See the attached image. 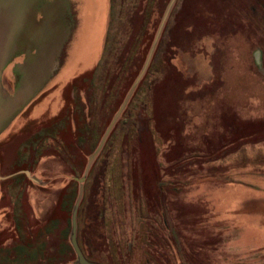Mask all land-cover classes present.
Returning <instances> with one entry per match:
<instances>
[{
  "label": "rangeland",
  "instance_id": "obj_1",
  "mask_svg": "<svg viewBox=\"0 0 264 264\" xmlns=\"http://www.w3.org/2000/svg\"><path fill=\"white\" fill-rule=\"evenodd\" d=\"M172 1H67L62 68L0 136V176L36 179H0V264H79L75 207L92 263L264 264V0Z\"/></svg>",
  "mask_w": 264,
  "mask_h": 264
},
{
  "label": "crops",
  "instance_id": "obj_2",
  "mask_svg": "<svg viewBox=\"0 0 264 264\" xmlns=\"http://www.w3.org/2000/svg\"><path fill=\"white\" fill-rule=\"evenodd\" d=\"M11 13L14 25L10 30L9 47L4 58L5 64L0 72V136L12 125L22 111L39 95L49 80L56 74L57 60L63 48L70 40V24L67 23L66 4L68 0H10ZM36 4L44 7V21L39 27H33L36 19L34 14ZM52 4L54 9L49 12ZM51 10V8H50ZM78 15L79 22L82 9ZM37 13H42L36 10ZM83 21V20H82ZM77 27V26H76ZM74 30V29H73ZM25 32L34 37L43 36L46 41L32 49L31 43L24 44V53H28L30 59H16L19 40ZM77 33L75 36L77 38ZM28 37V36H27ZM30 38V37H28ZM4 82L6 84H4ZM7 85V86H6ZM3 99L4 102H3ZM3 146V145H0ZM0 153V165L3 164Z\"/></svg>",
  "mask_w": 264,
  "mask_h": 264
},
{
  "label": "water",
  "instance_id": "obj_3",
  "mask_svg": "<svg viewBox=\"0 0 264 264\" xmlns=\"http://www.w3.org/2000/svg\"><path fill=\"white\" fill-rule=\"evenodd\" d=\"M10 2H11L10 0H0V72H1V68L5 64V62L1 61V60L5 56L6 50L9 48L6 45V43L7 42L9 43L10 40H11L10 39V30H11V27L14 25L12 13H11ZM168 11L165 14V17L163 19V23L165 22V20H166V18L168 16ZM158 36H159V34L157 35V38H158ZM150 58H151V56H150ZM150 58L148 59L147 63L145 64V66H144L143 70L141 71L139 77L137 78L136 82H138L141 79L142 75L144 74V72H145V70H146V68L148 66ZM4 100L5 99H3V102H4ZM0 101H1V97H0ZM115 121H116V118L112 121L111 125L107 129L106 135H105V137L103 139V142H104L106 136L108 135V133L110 132L111 128L113 127ZM103 142H102V144H103ZM102 144L100 145L98 150L101 148ZM20 172H24L29 178H31L32 180L36 181V179L30 175V171L24 170V171H20ZM20 172H17V173H20ZM17 173H13V174H10V175H7V176H0V179H6L8 177H11V176L17 174ZM76 180L82 182L84 179L83 178H76ZM76 213H77V207H75L74 212H73V228H72L71 242H72V244H73V246H74V248L76 250V253H77V256H78V263L79 264H96V263H92V262L88 261L84 257V255L80 251L79 246L77 244V240H76V233H77L76 232L77 231L76 215L77 214Z\"/></svg>",
  "mask_w": 264,
  "mask_h": 264
},
{
  "label": "trees",
  "instance_id": "obj_4",
  "mask_svg": "<svg viewBox=\"0 0 264 264\" xmlns=\"http://www.w3.org/2000/svg\"><path fill=\"white\" fill-rule=\"evenodd\" d=\"M144 26V22L142 23V25H141V27H140V30H142V27ZM1 158H2V160L4 161V154L2 153L1 154ZM2 161V162H3ZM12 172H15V171H12ZM24 173V172H23ZM25 174V173H24ZM25 176H27L26 174H25Z\"/></svg>",
  "mask_w": 264,
  "mask_h": 264
},
{
  "label": "flooded vegetation",
  "instance_id": "obj_5",
  "mask_svg": "<svg viewBox=\"0 0 264 264\" xmlns=\"http://www.w3.org/2000/svg\"><path fill=\"white\" fill-rule=\"evenodd\" d=\"M144 144V143H143ZM146 148L145 147H143V150H145Z\"/></svg>",
  "mask_w": 264,
  "mask_h": 264
}]
</instances>
